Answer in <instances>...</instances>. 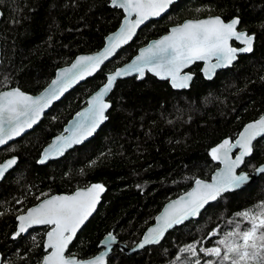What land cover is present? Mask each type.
<instances>
[{
    "label": "trees",
    "instance_id": "trees-1",
    "mask_svg": "<svg viewBox=\"0 0 264 264\" xmlns=\"http://www.w3.org/2000/svg\"><path fill=\"white\" fill-rule=\"evenodd\" d=\"M110 2L0 0V92L19 88L36 95L56 70L78 55L101 49L123 17ZM212 16L226 22L239 18V30L254 37L252 52L238 57L230 69L217 73L211 81L202 77L201 65L195 64L187 91H173L167 82L149 75L142 81H118L108 98L107 121L94 137L58 161L37 165L42 149L105 83L107 74L170 27ZM263 114L264 0H180L166 16L146 25L98 74L55 104L31 132L0 151V162L13 156L18 159L15 169L0 183L2 264H40L46 254L43 242L48 228L11 238L18 215L44 198L71 194L91 184H102L105 194L67 255L79 259L95 256L100 252L99 242L109 233L118 242L134 246L167 201L186 192L196 180H209L219 167L210 150L225 139L233 142L245 124ZM263 163L264 137L254 143L241 171L251 175ZM261 203L264 175L242 190L222 196L197 220L168 232L157 246L131 255L114 249L107 264H192L196 257L181 253V248L197 241V250L216 246L215 241L233 228L228 221L240 219L236 213L259 212ZM214 230L219 235L207 240ZM199 259L204 264L215 258L199 253Z\"/></svg>",
    "mask_w": 264,
    "mask_h": 264
},
{
    "label": "snow or ice",
    "instance_id": "snow-or-ice-1",
    "mask_svg": "<svg viewBox=\"0 0 264 264\" xmlns=\"http://www.w3.org/2000/svg\"><path fill=\"white\" fill-rule=\"evenodd\" d=\"M112 6L124 12V22L118 32L108 38V45L96 55L80 56L71 69H65L52 81L49 89L39 97L25 94L19 88L0 92V146L5 145L14 136H19L25 128L36 123L43 110L67 90L77 79L92 75L100 65L112 56L116 49L127 43L135 30L146 20L158 17L166 12L173 0H111ZM134 17V19H133ZM239 18L226 22L220 16L207 19L188 20L170 29L169 33L142 49L136 59L125 68L117 69L107 77V83L89 100V108L79 113L81 120L75 125L70 136H61L44 150L39 163L52 155H62L65 149L80 143L92 134L95 128L107 119L105 111L110 107L104 97L112 89L118 77L133 72L143 78L145 69L154 72L162 79H169L171 86L177 89L189 87L192 75L184 72L190 65L204 62L203 72L207 78L216 68L226 67L236 59L238 52H251L254 37L238 31ZM239 41L242 48H234L231 41ZM213 59L215 63H212ZM67 131V130H66ZM264 134V116L247 125L235 143L225 139L210 150L213 160L220 161L225 167L218 172L211 183L196 180L192 191L181 196L166 206L164 212L156 217V227L149 228L139 247L160 241L166 230L182 223L189 217H195L209 202L216 200L221 193L239 188L248 179L247 174H237L236 169L244 162V157L251 154V142ZM239 148L240 153L232 159L229 153ZM17 163L15 157L0 163V177ZM95 163V162H93ZM264 173V166L256 169ZM104 191L101 184H93L86 189H78L71 195H53L43 199L38 205L17 217L19 222L15 237L27 232L33 226H47L44 248L46 255L42 264H105L107 251L100 252L90 259H79L65 255L69 244L78 230L92 215L99 202L100 193ZM46 195V194H45ZM260 211L245 210L235 214L239 220H230L233 228L215 241L214 247H200L197 241L180 249L196 257L192 264H201L199 253L205 257H214L204 264H264V203L257 206ZM246 224L247 227H242ZM219 235L214 230L210 236ZM35 239V237H33ZM116 238L111 233L101 243L110 249ZM181 260L180 256L176 257Z\"/></svg>",
    "mask_w": 264,
    "mask_h": 264
},
{
    "label": "water",
    "instance_id": "water-1",
    "mask_svg": "<svg viewBox=\"0 0 264 264\" xmlns=\"http://www.w3.org/2000/svg\"><path fill=\"white\" fill-rule=\"evenodd\" d=\"M179 1H180V0H173V3L169 5V7H168V9L166 10V12L162 13V14H161L160 16H158V17H152V18L146 20L143 24H141V25L135 30V34L132 36V38H131L127 43L122 44L119 48H117L116 51H115V53H114L112 56H110L107 60H105V61L100 65V67H99V68H98V69H97L92 75H90V76H89V75H85V77H84L83 79H77L76 82L73 83V84H71V86H69V87L67 88V90L63 91V93L60 94V95L58 96L57 99H54V100L51 101V103H50V104H49V105L43 110V112H42L41 115L39 116L38 120L36 121L35 124L32 125V127H30V128H25V130H24L19 136H14V137H13L11 140H9L5 145L0 146V151H1L2 149L6 148L7 146H9L10 144L14 143L15 141L21 139L22 137H24L25 135H27L29 132H31V131H32V130H33V129H34V128H35V127L41 122V120L45 117V115H47V113L51 110V108H52L55 104H57V103H59L61 100H63V98H64L67 94H69L70 92H72L76 87L80 86V85L83 84L85 81H87V80L93 78L96 74H98V73L102 70V68H103L106 64H108L109 62H111V61L115 58V56H116V55H117V54H118L123 48H125L126 46H128L129 44H131V43L134 41V39L136 38V36L138 35V33H139V32H140V31H141L146 25H148L149 23H151V22H153V21H158V20H160L161 18H163L164 16H166V15L169 13V11H170L171 6H173L174 4L178 3ZM110 7L113 8V9H117V10L121 11L123 17H122V20H121V23H120L119 27H118L115 31L111 32L110 34H108V35L105 37L102 48L99 49L98 51L94 52V53L78 55V56H77V57H76V58H75V59H74L69 65L64 66V67L59 68L58 70H56L55 75H54V77L52 78V80H51V81L49 82V84H48V85H47V86H46L41 92H39L38 94H36V95H31V94H28V93H25V92H24L25 94L30 95V96H32V97H39L42 93H45V90H46V89H49V86L52 84V81L55 80V79L57 78V76H58L59 73H61V72H62L63 70H65V69H71V68H72V65L76 62V60H77L78 57H80V56H91V55H96V54L100 53L101 51H103V49H104V48L108 45V43H109L108 38H109L110 36H112L114 33L118 32L119 29L121 28L122 23L124 22V15H125V14H124L123 10L120 9V8L113 7V6H112V2H110ZM212 17H215V16H212ZM207 18H209V17L202 18V19H207ZM1 19H2V12H1V10H0V21H1ZM133 19H134V17H133ZM185 21H188V20H185ZM185 21H183L181 24H183ZM229 21H231V20H229ZM229 21H227V22H229ZM178 25H180V24H178ZM176 26H177V25L170 27L169 30H168V32H167L166 34L162 35L161 37H159V38H157V39H154V40L149 41L146 45H144V46H142L141 48H139V49L137 50V53L132 57V59H131L129 62L123 64V65L120 66V67H117L113 72H111V73H109V74L106 75V80H105V83H104V84L107 83V77H108L109 75L113 74L117 69L125 68L127 65L131 64V63L136 59V57L139 55V53H140V51H141L142 49L146 48V47H147L149 44H151L152 42H154V41H156V40H159V39L162 38L163 36L167 35V34L169 33L170 29L173 28V27H176ZM237 30H238V31H242V32L247 33L246 31L239 30V25L237 26ZM230 43H231V46H232V47L237 48V49L242 48V47L245 46V45H243L242 43H240L239 41H235V40L231 41ZM232 43H235V44L237 45V47L233 46ZM253 44H254V40H253V42H252V50H253ZM251 52H252V51H251ZM251 52H238V53H237V56H236V59L233 60L232 63H231L230 65H228V66H226V67L216 68L215 71L213 72V74L211 75V78H210V79L207 78V77L205 76L204 72H203V68H204V66H205V65H204V62H202V61H198V62H196V63L190 65L188 68L184 69V72H187V73H189L190 75H192V80L189 82V87H188V88H184V89L173 88V87L171 86V82H170L169 79H162V78H160L159 76L155 75L154 72H150V71H148L147 69H145V72H144V76H143V78H140V76H139L138 73L133 72V73L130 74V75H126V76H123V77H118V78L116 79V81L114 82L112 89H111V90L106 94V96L104 97V100H105V102L108 103V104L110 105V107H111V104L108 102V98H109L111 92L113 91V89H114V87H115V85H116V83H117L118 81H123V80H127V79H132V78H136L137 81H142V80H144V78H145L146 75H149V76H151V77H154V78H156V79H157L158 81H160V82H167L168 85H169V87H170L173 91H176V92L187 91V90H189V88H190V86H191V83H192V81H193V78H194V75H193L192 73H190L189 71H190V69H191L195 64H199V65H201L200 73H201L202 77H203L206 81H211V80H213V79L215 78V76H216L217 73H219V72H221V71H224V70H227V69H230V68L236 63L238 57L249 55ZM0 62H1V45H0ZM212 63H215V60H214V59H213ZM104 84H103V85H104ZM103 85L100 86L95 92H93V93H92V94L86 99V104H85V106L82 107L80 110H78V111H77V112H76V113H75V114H74V115H73V116L67 121V123H66L65 126L63 127L62 131H61L59 134H57L56 136H54V137L51 139V141H50V142H49V143H48V144L42 149V151H41V153H40V156H39V158H38V160H37V165H38V166H45V165H47V164L50 163V162L58 161V160L62 159L67 153H69V152H70L71 150H73L74 148H76V147H80V146H82L83 144L89 142V141L94 137V135H95V134L101 129V127L106 123L107 119H105L102 123H100V124L95 128V130L92 132V134L89 135V136H86V138L83 139L80 143H78V144H73L71 147L65 149V151L63 152L62 155H52V156H49V157L45 160V163H43V164L39 163V161L43 158L44 150H45L46 148H49V146L52 145L53 141H55L58 137H61V136H65V137H67V136H70V135L72 134V132L75 130V125H76V123H77L78 121L81 120V117H80L78 114H79V113H82V112H85V110L89 108V103H88L89 100H90V99H91V98H92V97H93V96H94V95H95V94H96V93H97V92L103 87ZM13 89H15V88L7 89V90L1 91V92H7V91H11V90H13ZM21 91H22V90H21ZM22 92H23V91H22ZM110 107L105 111V115H106V117H107V113H108ZM262 116H264V114H263ZM262 116H260L257 120H254V121H252V122H249V123L245 124V125L242 127V129L240 130V132H239V134L237 135L236 139H235L233 142H231V143L234 144L235 141H236L237 139H239L240 133L244 131V129H245V127H246L247 125H249V124H251V123H254V122L258 121ZM66 130H67V131H66ZM263 137H264V134H261L260 136H257L255 139L252 140V142H251V154L248 155V156H246V157H244V162H243V163H242V164H241V165L235 170L237 174H247L246 172L241 171V169L243 168L245 161H246L248 158L251 157V155H252V153H253V145H254V143H255L257 140H259V139H261V138H263ZM239 153H240V149H239V148H233L232 151L229 153V155H230V157H231L232 159H235V157H236L237 155H239ZM13 157H15V156H13ZM13 157L6 158V159H4L3 161H1L0 163H4L5 161H7V160H9V159H11V158H13ZM15 158H16L17 163H18V159H17V157H15ZM214 162H215L216 164H218L219 167H218L217 169H215V170L211 173L209 180H202V181H205V182H207V183H211V182H212V178H213L218 172H220V171L225 167V165H224L223 163H221L220 161L214 160ZM17 163H16L15 165H13L10 169H8V170L4 173L3 177H0V183L5 179V177H6V176H7L12 170L15 169ZM261 166H264V163L258 165V166L255 168V170L251 173V175L247 174L248 177H249V179H248L244 184H242L239 188L231 189V190H229V191H226V192L221 193V195H220L219 197H217L216 200L209 201V202H208V203H207V204H206V205L200 210V212H199L198 215H196L195 217H189L188 219L184 220L182 223H180V224H176V225H174L172 228H169L168 230H166L165 233H164V235H163V237L160 239V241H159L158 243H155V244H148V245H145L143 248L139 247V244L143 241V238H144L145 234L147 233L148 229H149V228L156 227V225H157L156 217H157V216H160V215L164 212L166 206H168L170 203H172V202L175 201V200H178L181 196H184L186 193L192 191V189L196 186L195 182L192 184L191 188L188 189L186 192H184V193L180 194L179 196H177V197H175V198H173V199L167 201V202L162 206L161 210H160V211L158 212V214L154 217L153 223H152L149 227H147V229H146V230L144 231V233L142 234L140 240H139L134 246L129 247V246L125 245V244H122V243L118 242V240L116 239L115 242L111 245V248H110V249H106V248L104 247V245H103L101 242L105 240V237L108 236V234H107V235H106V236H105V237L99 242V244H98V249L100 250V252H104V251H107V252H108V255L105 257V264H107L108 257L112 254V251H113L114 249H118L119 251H122V252H124V253L127 254V255H131V254H134V253H138V252L144 250L145 248L159 245V244L164 240V238L166 237V235H167L168 232H170V231L173 230L174 228H178V227L183 226V225L186 224L187 222L197 220V219L199 218V216L203 213V211H204L209 205L215 203L219 198H221L222 196H224V195H226V194H229V193H233V192H236V191L242 190L243 188H245L246 186H248V185H250L252 182H254L259 176L264 175V173H258V172L256 171V169L259 168V167H261ZM91 185H93V184H91ZM91 185H90V186H91ZM101 185H102V184H101ZM90 186H88V187H90ZM88 187H86V188H88ZM103 187H104V186H103ZM86 188H80V189H86ZM77 190H78V189H77ZM77 190H75V191H77ZM75 191H74V192H75ZM105 191H106V189H105V187H104V191L100 193L99 202L97 203L95 210L93 211L92 215H91V216L85 221V223L81 226V228L78 230L77 234L82 230V228L87 224V222H88V221H89V220L95 215V213H96V211H97V208H98V206H99V204H100V202H101V199H102L103 195L105 194ZM74 192H72L71 194H73ZM71 194H55V195H71ZM52 196H53V195H52ZM49 197H50V196H49ZM44 199H45V198H44ZM41 201H42V200H41ZM41 201H39L37 204H35V205L29 207L28 209H30V208H32V207H35V206L38 205ZM28 209H27V210H28ZM27 210H26L24 213L20 214V215H24V214H26ZM20 215H18V216H20ZM18 216H17V217H18ZM17 217L15 218V222H16L15 232H14L13 235L11 236V238H12L13 240H16V239H17L18 237H20V236H26V235H28L31 231H33V230H35V229L48 228L47 226H33V227L30 228L27 232L22 233L20 236L13 238V237L15 236V233L18 231V224H19V222H18V220H17ZM48 230H49V229H48ZM48 230H47V231H48ZM47 231H46V232H47ZM77 234H76V236H77ZM111 234H112V233H111ZM210 234H211V233H210ZM210 234L207 236V238H206L207 240L213 239V238L215 237V236H210ZM112 235H113V234H112ZM113 236H114V235H113ZM74 239H75V237H74ZM74 239H73V240H74ZM73 240H72V242H73ZM45 241H46V233H45V236H44L43 247H44ZM72 242H71V243H72ZM71 243L69 244L68 249H69ZM205 248H211V247H205ZM68 249L66 250L65 255H67ZM44 251H45V248H44ZM45 252H46V251H45ZM100 252L97 253L96 255H99ZM201 254L203 255V253H201ZM45 255H46V254H45ZM96 255H95V256H96ZM203 256H204V255H203ZM93 257H94V256H93ZM91 258H92V257H91ZM89 259H90V258H89ZM42 261H43V259H42ZM42 261H41L40 264H42ZM0 264H2V257H1V255H0Z\"/></svg>",
    "mask_w": 264,
    "mask_h": 264
},
{
    "label": "flooded vegetation",
    "instance_id": "flooded-vegetation-1",
    "mask_svg": "<svg viewBox=\"0 0 264 264\" xmlns=\"http://www.w3.org/2000/svg\"><path fill=\"white\" fill-rule=\"evenodd\" d=\"M233 44V43H232ZM190 72V71H189Z\"/></svg>",
    "mask_w": 264,
    "mask_h": 264
}]
</instances>
